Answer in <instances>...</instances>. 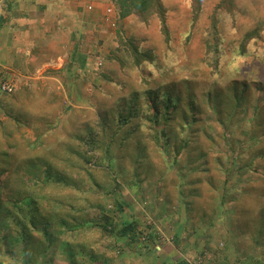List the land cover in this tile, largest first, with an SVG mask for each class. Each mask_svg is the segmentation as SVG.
I'll return each mask as SVG.
<instances>
[{
    "label": "trees",
    "instance_id": "1",
    "mask_svg": "<svg viewBox=\"0 0 264 264\" xmlns=\"http://www.w3.org/2000/svg\"><path fill=\"white\" fill-rule=\"evenodd\" d=\"M116 3L117 15L120 18L133 15L142 26L150 25L151 18L156 16L167 47L171 48L167 8L161 0H116ZM256 3L254 1V4ZM191 8L196 20L201 0H192ZM219 8L229 12L242 10L235 0H220L216 3L212 15ZM210 24L216 30L217 20L215 21L214 17L211 18ZM261 29V25L255 24L252 29L246 31L237 52L239 57L244 56L245 45L257 37ZM116 34L118 46L110 50V55L103 64L98 65L91 54L89 59L87 54L85 58L75 56L71 58L70 63L78 62L79 67H69L72 69L65 75L66 89L72 88L78 80L85 83L87 80L91 93L105 95L104 101L96 105L93 111H89L90 117L82 120L77 116L65 117L70 107L64 105L47 114L48 105L38 106L37 101H17V109L0 102V111L7 116L6 122L0 119V126L3 128L0 127V264H26L29 261L34 264V261H37L36 256L40 255L50 260L59 248H64L69 257L76 258L73 264H84L86 260L89 261L87 264H112V261L107 259L113 256L104 252L98 254L101 238L97 235L101 230L92 226L90 231H85V222L92 224L93 221L79 215L87 206L99 205L98 199L86 203L87 196H84V193L99 191L102 177H106L108 183L119 180L112 193L116 203L113 210L120 214L127 207L124 189L119 188L121 181L129 182L131 177L139 180L145 177L147 181L149 176L155 174L158 175V181L179 178L176 182L195 183L191 192H184L177 186L173 189L179 196L181 207L189 209L191 200L196 199L195 206L199 212L208 208L209 212L201 213L199 225L205 229L222 225L237 240L233 244L229 242V246L234 249H237L240 243L246 242L244 235L257 232L258 229L255 228L244 232L240 227L244 223L251 226L253 216L263 218L260 229L264 234V81L258 78V83L254 85L249 84L247 77H244L228 79L222 86H216L212 82L215 89L209 87L205 91L206 102H212L211 109L207 107L205 99L195 95V79L186 75L175 79V75H172L173 69L167 67L171 61L163 66L158 62L154 49L143 48L140 38L134 34L125 35L119 28ZM215 41L213 45L208 44L209 42L207 45L208 48L213 46V51H218L221 40L215 38ZM215 62H211V77L216 76ZM95 66L99 67V70L95 69ZM112 68H117L122 76L112 77ZM64 69L68 68L60 67L55 72ZM3 80L1 76L0 81ZM139 87L145 88L140 92ZM226 89L230 92L227 95ZM126 90L128 91L125 92ZM215 90L219 92L214 95ZM111 91L124 92V95L113 99L114 94H110ZM13 92L0 89V97L12 95ZM82 94L81 100L90 103L89 98L85 97L84 89ZM253 97L255 102L252 103L251 114L254 119L250 128L243 129L241 120L239 125L233 128L234 122L239 120V113L243 111L244 106L246 113L247 102ZM112 100V114L109 116L107 107L108 102ZM205 110H211L215 115L217 134L204 131L206 125H203L197 114ZM112 123L114 128L107 137L105 131ZM26 129L31 130L29 137L26 135ZM170 129L175 136H172ZM1 135L4 136L3 141ZM185 136L187 139H184ZM166 143L174 145V161L169 167L168 158L161 156L159 152L162 144ZM220 143L225 144L220 147L224 146L227 154H223L222 150L210 154L212 147L219 148ZM133 149L135 152L129 160V175L122 173L120 176L117 170H124L125 153ZM201 160H204L203 163ZM177 162L180 165L175 166ZM218 170L224 173L222 178L218 177ZM203 179L205 185L201 187ZM232 187L239 189L240 199L233 196ZM170 188L171 186L166 184L160 191V195L165 196L168 202L173 199ZM138 191L139 187L135 188L137 196ZM197 192L200 195L196 196ZM164 193L166 195H163ZM206 193L208 202L204 203L201 198ZM181 196L184 197L182 200ZM249 196L250 205L257 201H262V204L254 205L253 208L246 205ZM252 196L259 199L254 202ZM232 199L233 205L230 209L227 208L230 211L228 214L231 215L221 217L219 214ZM207 203L208 206L204 205ZM55 204H58L57 208L54 207ZM234 212L251 213V217H244V221L238 224L232 219ZM130 216L129 222L117 229L110 227L107 230L118 238V243L114 244L113 249L120 255L124 250L128 254L135 253L132 246L144 243L140 240L145 238L144 230L141 231L138 227L140 219ZM196 216L198 218L197 214L191 217ZM102 217L104 230L105 225L113 221L110 216ZM225 218L229 221L226 222ZM185 225L182 226V221H178L175 227L179 228L175 232L176 238L178 233L181 236L185 233ZM199 225L192 229H199ZM146 235L147 245L150 246L154 240L153 236L149 233ZM175 237L173 238L176 240ZM248 237L249 235L245 236ZM209 239L206 240L207 254L200 256L207 257L213 250L216 257L211 260L214 264H221L222 260L219 258L222 253L218 255L219 248L211 249ZM120 240L127 246H120ZM250 240L259 245L258 240ZM226 244L224 243V246ZM231 247H224L221 251L229 252ZM17 249H22L20 263H17V258L14 257ZM52 250L53 253H50ZM237 262L238 259L230 264ZM171 264L188 262L182 256Z\"/></svg>",
    "mask_w": 264,
    "mask_h": 264
},
{
    "label": "rangeland",
    "instance_id": "2",
    "mask_svg": "<svg viewBox=\"0 0 264 264\" xmlns=\"http://www.w3.org/2000/svg\"><path fill=\"white\" fill-rule=\"evenodd\" d=\"M164 1V4L166 6H172V2H175L174 0H169L171 2L170 4L168 0ZM254 1L255 3L258 1L261 4H254ZM257 1L235 0L236 4L242 10H232V12H229L223 8H219L216 9L215 12H213V15L212 11H214L213 9L217 2L211 4L210 1H205L204 3H202L201 1L199 14L196 20H194L193 11L191 8V0L190 7L186 6L181 8V15L177 16L176 18L171 16L170 18L168 29L170 33L169 35L172 39L171 48L167 47V42L165 41L163 33L160 30V22L156 16L151 18V23L148 26H142L143 24H137L134 26L132 25V32L130 34H134L136 37L140 38L143 44V48L154 49L155 54L158 58V62L162 63L163 66H166V63L171 61V64L168 63L169 65L167 67L173 69L172 75H175V79H180L183 75L195 79L193 82V85L195 87V95L197 97L201 96L202 99H205L204 101L207 104V107L211 108L212 102H206L205 97V91L209 87L215 89V85L222 86L228 79H241L244 77H247L249 84L253 83L255 85L258 83L259 79L264 81V0ZM175 5L177 6V4ZM213 17L215 21L217 20L216 30H214V28L210 24L211 18ZM255 24L261 25L262 29L260 30L257 37L247 42L248 44L245 45L246 48L244 56L239 57L237 55V52L241 47V41L244 37V34L246 33V31L252 29ZM118 27L121 29L120 26ZM116 35L117 34L111 37L108 36L107 40H105V43L103 40H101L103 46L101 47L100 51H96L95 48L92 51L94 60H96L98 65H100L101 63L103 64L106 58L110 55V50L118 46ZM215 38L221 40V44L218 45V51H213V46H210V48H208L207 45L208 42V44L213 45L216 42ZM212 52L214 56H212ZM215 60L217 62H215ZM211 62H215L217 64L215 65L217 77L215 75L213 77L210 76V72L212 71ZM67 68L68 69L66 70L64 69L65 71L61 70V72H55V68L53 69L52 67H46L43 69V71L37 72V70H34L32 71L33 73H28L27 77H23L18 74L17 76H13L10 82L14 83V92L12 93V95L3 96L2 98L0 97V102L4 103L7 107L14 106L15 109H17V101L18 103H22L25 101H29V103H32L34 101H37L38 106L48 105L46 109L47 114L51 113L56 108H60L61 105H64L65 107H70V110L67 109V112L64 115L65 117H68L70 115L74 117L77 116L81 120L85 119L86 117H90V112L94 110V107L96 105L104 101L105 95H103L102 93H91V87L87 80L86 83L78 80L77 83L73 84L72 88H70L69 90L66 89L65 75L68 70L72 69L69 67ZM94 68L99 70V67L97 68L95 66ZM0 72V77L2 76L4 80L6 76L10 75V73L8 71H5L2 67H0ZM111 73L112 77L118 75V77L115 78H119L122 76L117 68H112ZM133 80H135V78H133ZM212 82H214L215 85H212ZM236 82L239 83L240 81ZM144 88L145 87H139V91L142 92ZM83 89L84 91H86L85 97L87 96V98H89V102L92 103V105L81 100V97H83ZM127 91L128 90H126L125 92ZM218 92L219 90H215L214 95ZM228 93L230 92H228L226 89L225 95H227ZM110 94H114L113 99H116L123 96L124 92L120 93V91H111ZM10 96L12 97L10 98ZM254 97L249 100V103L247 102V107L245 108L246 113L244 112L245 106L243 107V111L238 115L239 120L234 122L232 126L233 128H235L237 124L239 125L240 120L243 121L241 123V127H243V129L248 130L250 128V124L251 122H253L252 119H254L251 114L253 110L252 103L255 102ZM204 101L202 102L201 100L202 103H204ZM112 102L113 100L108 102L107 113L109 116H111L112 114ZM197 116H199V118L202 120L203 125H206L204 129L205 132L208 131L211 134L218 133V124L215 119V115H213L211 110H205V112L203 113L200 112L197 114ZM0 119L4 122L7 121V116L2 111H0ZM113 123L111 127L108 130L106 129L105 131L107 137L109 136L110 131H112L114 128ZM0 127L1 129H3L2 126ZM174 127L176 128L175 125ZM170 130L172 132V129ZM257 133H259V131ZM15 134L17 133L15 132ZM30 134L31 130L26 129L27 137H29ZM171 134H173L172 136H175L174 132H172ZM185 138L187 139L186 136L184 137V139ZM3 139L4 136L1 135V141H3ZM187 142L191 143L192 141L187 140ZM221 144L224 143H220L219 148L218 146H213L212 150H210L211 153H209L213 155V153L215 154L217 150H222L223 154H227L228 151L225 150L226 148L224 146L223 148L220 147ZM49 146L52 147L51 144ZM162 146H164L163 149ZM162 146L160 147L161 150H159V152L161 156L168 158L167 162L169 165H167V167H169L173 164L174 161V145L166 143L165 145L162 144ZM170 149H172V151H170ZM197 149L200 148L197 147ZM134 150L135 149H133L131 152L125 153L126 159L124 160V170H117L120 176H122V173H124V175H129L128 171L131 164L129 160L132 159L133 153L135 152ZM181 156L183 157V154ZM203 161L204 160H201L202 163ZM177 165L180 164L177 162L175 166ZM217 175L218 177L222 178L224 173L218 170ZM144 178L145 177H142L139 180L131 177L129 182H125L124 180L121 181L122 184L119 188L124 189V198H126L127 202V207L124 208L121 214L120 212L113 210L116 203L112 190H114V186L116 187L119 184L118 179L108 183L106 182V180L108 181V179L106 177H102L100 179L102 180V183L99 191L94 190L89 194L84 193V196H87V198L85 199L86 203H89L96 199H98L100 202L97 206H87L84 211L79 214L93 221L92 224H89V222H85L84 229L85 231H90L91 227L93 226L96 229H100L101 233L103 232L102 234L100 233L97 235L99 238H101V242L98 246V254L104 252L113 256V260H111L112 258L107 259L109 261H112V264H122L127 260V262H133L132 264H158L159 262H164V260L161 259L164 258V252L168 251V248L170 246V248L174 247L176 251H178L176 252V255H178L179 257L183 254L190 259H196L198 256L206 254H199L200 248H198L199 250L195 249L192 245H197L196 247L206 248V240L208 238L211 239H209V245H212L211 249L219 248V250H222L227 246L230 248L231 246H229V242L231 244L237 242L234 236H232L222 225H217L216 227H214V229L212 227L205 229L204 227H201L202 225H199V221L201 220V213L209 212V210L208 208H206L205 211L200 210L199 212L195 206L196 199L191 200V206L189 209H184L181 207V201L178 200L179 196H176V198L174 199L173 195L176 194L173 189L176 186L180 188V190H184V192H191L192 187L196 185L195 183L187 181L176 182L179 178H168L165 181H158V175L155 174L149 176L147 181H145ZM166 184L168 187L171 186V199H173L170 202H168L166 199L164 201L162 195H160L161 189H163ZM203 184L205 185L204 179L203 182H201V187H204ZM137 187H139V191L137 192L138 196L135 194V188ZM231 190L233 196H236V199H240L241 195L239 189L232 187ZM163 195L166 194L164 193ZM195 195L198 196L200 195V193L197 192ZM182 198L184 197L181 196V200ZM207 198L208 194L206 193L201 198L202 202L206 203ZM257 199L259 198L254 197L253 201L255 202ZM249 200H251L250 196L246 200V205L250 206L251 208H253L254 205L258 206L260 203L262 204V201H257L250 205ZM232 201L233 199L227 202L226 206L223 209V212L219 214L221 215V217L223 215H231L228 214L230 212L228 209H230L233 205ZM204 205L208 206L209 203ZM54 207L57 208L58 204H55ZM183 210L185 212H183ZM195 214L198 215V218L197 216L195 218L191 217ZM103 215L110 216V220L113 221V223L106 224L104 230V224L102 223ZM130 215H132L134 218L140 219L141 222L138 223V227L141 231L144 230L143 235L145 237L144 239L140 240L144 243H139V246L132 244V247H134L136 251L135 253L128 254V252L124 250L120 255V253H117V251L113 249L114 244L118 243V241H116V239L118 238L113 235L114 233L111 234L107 230L110 227H114L117 229V227H120L121 225L129 222V219H131ZM244 217L250 218L251 213L246 214L243 212H234L232 215V219L238 224H241V222L244 221ZM253 218L254 221L252 222V225L250 226L244 223L243 226L240 225L241 230L244 232H249L251 228H255L258 229L257 232L260 233L252 232L244 235L243 238L246 240V242L239 244L242 251L239 250L236 253L233 250H229V252H226V254L224 251H220V253H222L219 258L220 260H222L221 264H230L236 262L234 256L237 257V255L240 256V259L238 258V262L235 264H264V234H262V230L260 229L263 218L259 216H253ZM179 220L182 221V226L186 224L184 228L185 233L180 237L182 239L180 243L177 239L175 240L173 238L176 234L175 232H177L179 229L178 227L177 229L175 228ZM224 220L226 222L229 221L228 218H225ZM218 221L219 220H217V222ZM197 224L199 225V229L194 230L193 228L192 232L187 230ZM84 229H81V231H83ZM145 229H147L148 231ZM146 233H149L153 236L154 240H151L154 242V244L152 242L150 246L147 245L148 240ZM247 235H249V237L245 238V236ZM250 239L258 240L259 245H255L253 242H251ZM224 243H227L226 246H224ZM119 244L120 246H127L125 242L121 240ZM157 245L159 249L155 248ZM205 248L204 250H206ZM56 251L57 253L55 255H52L53 257L50 260L41 255L36 256L37 261H34V264L75 263L74 261H76V258L66 255L64 248H59ZM243 251H245L246 254H244ZM21 252L22 249H17V251L14 253V257L17 258V263H20V259L22 257ZM49 252L53 253V250ZM248 253H250L251 255H248ZM171 254L174 255L175 253L171 252ZM244 255L247 256V258H241L245 257ZM139 258H141V260ZM206 258H208V260H211V258H215V253L213 252V250L208 253ZM175 260L176 258H173V261H171L170 263L174 262ZM87 262L89 261L86 260L84 264H87ZM30 263L31 262L29 261L26 264ZM96 264L99 263L96 262Z\"/></svg>",
    "mask_w": 264,
    "mask_h": 264
},
{
    "label": "crops",
    "instance_id": "3",
    "mask_svg": "<svg viewBox=\"0 0 264 264\" xmlns=\"http://www.w3.org/2000/svg\"><path fill=\"white\" fill-rule=\"evenodd\" d=\"M161 1L167 8L168 24L171 16L176 18L181 15L182 7L191 5V0H174L172 6H166L165 1ZM201 1L202 3L210 1L211 4L218 2ZM168 2L171 4L169 0ZM116 5V0H5L0 4V67L10 75L3 81L10 82L17 74L27 77L28 73L34 70L43 71L46 67L55 68L54 70L60 67H79L78 62L70 63L71 58L75 56L85 58L87 54L89 59L94 48L96 51L101 50L103 46L101 40L105 43L108 36L116 34L118 26L125 35H129L132 32V25L139 23L133 15L120 18ZM176 196L174 195V199ZM164 197L162 196L165 201ZM189 231L192 232L193 229L190 228ZM178 235L179 233L176 235L177 238L174 237L180 243L182 239L181 235ZM192 246L195 249L200 248L199 254L201 252L207 254L205 247ZM170 247L161 259L164 262L158 264H171L173 258L177 260L185 256L182 254L179 257L176 255L178 251ZM240 247L234 249L232 246L231 249L237 253L239 250L242 251ZM234 258L236 261L240 256ZM126 262L124 263L127 264Z\"/></svg>",
    "mask_w": 264,
    "mask_h": 264
},
{
    "label": "built area",
    "instance_id": "4",
    "mask_svg": "<svg viewBox=\"0 0 264 264\" xmlns=\"http://www.w3.org/2000/svg\"><path fill=\"white\" fill-rule=\"evenodd\" d=\"M4 1L5 0H0V4L3 3ZM0 89L6 92H11L13 90V85L9 81H1ZM155 248L159 249L158 245ZM183 257L186 259L188 264H214L212 260H208V258L202 256H198L196 259H190L186 256Z\"/></svg>",
    "mask_w": 264,
    "mask_h": 264
},
{
    "label": "clouds",
    "instance_id": "5",
    "mask_svg": "<svg viewBox=\"0 0 264 264\" xmlns=\"http://www.w3.org/2000/svg\"><path fill=\"white\" fill-rule=\"evenodd\" d=\"M13 90H14V86H13Z\"/></svg>",
    "mask_w": 264,
    "mask_h": 264
}]
</instances>
